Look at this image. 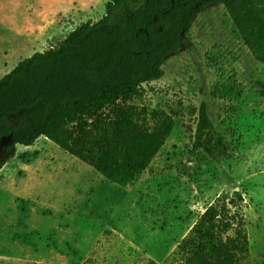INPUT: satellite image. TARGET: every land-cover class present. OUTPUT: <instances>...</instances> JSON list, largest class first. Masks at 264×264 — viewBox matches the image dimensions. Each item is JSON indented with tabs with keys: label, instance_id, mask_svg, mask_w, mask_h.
<instances>
[{
	"label": "rangeland",
	"instance_id": "rangeland-1",
	"mask_svg": "<svg viewBox=\"0 0 264 264\" xmlns=\"http://www.w3.org/2000/svg\"><path fill=\"white\" fill-rule=\"evenodd\" d=\"M108 0H0V78L98 20ZM248 10L264 15V0ZM163 75L125 102L173 128L124 187L39 138L0 171V264H179L176 244L219 195L243 198L249 253L264 264V64L222 5L196 15ZM215 93V94H213ZM201 103L226 146L205 155L188 128Z\"/></svg>",
	"mask_w": 264,
	"mask_h": 264
},
{
	"label": "trees",
	"instance_id": "trees-1",
	"mask_svg": "<svg viewBox=\"0 0 264 264\" xmlns=\"http://www.w3.org/2000/svg\"><path fill=\"white\" fill-rule=\"evenodd\" d=\"M222 5L244 43L264 64V15L249 0H108L98 20L23 59L0 78V171L15 145L44 138L111 184L135 183L173 128L160 116L151 128L125 102L162 75L166 58L185 47L196 15ZM215 94V93H213ZM188 128L205 155L226 146L201 103ZM235 191L219 195L176 244L179 264H242L249 245Z\"/></svg>",
	"mask_w": 264,
	"mask_h": 264
},
{
	"label": "bare ground",
	"instance_id": "bare-ground-1",
	"mask_svg": "<svg viewBox=\"0 0 264 264\" xmlns=\"http://www.w3.org/2000/svg\"><path fill=\"white\" fill-rule=\"evenodd\" d=\"M46 140V139H45Z\"/></svg>",
	"mask_w": 264,
	"mask_h": 264
}]
</instances>
